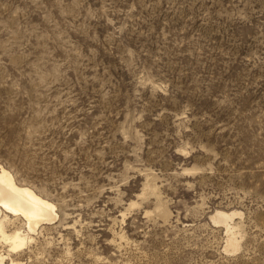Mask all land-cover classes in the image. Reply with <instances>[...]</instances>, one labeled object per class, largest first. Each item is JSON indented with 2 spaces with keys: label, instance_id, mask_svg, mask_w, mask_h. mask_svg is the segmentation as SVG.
I'll return each mask as SVG.
<instances>
[{
  "label": "rangeland",
  "instance_id": "rangeland-1",
  "mask_svg": "<svg viewBox=\"0 0 264 264\" xmlns=\"http://www.w3.org/2000/svg\"><path fill=\"white\" fill-rule=\"evenodd\" d=\"M0 166L16 262L264 264V0H0Z\"/></svg>",
  "mask_w": 264,
  "mask_h": 264
},
{
  "label": "bare ground",
  "instance_id": "bare-ground-1",
  "mask_svg": "<svg viewBox=\"0 0 264 264\" xmlns=\"http://www.w3.org/2000/svg\"><path fill=\"white\" fill-rule=\"evenodd\" d=\"M0 208V236L10 247L7 254H0V264L7 258L10 259V262L5 264H22L16 262L11 257V253H17L23 249L32 237L22 232L20 228L7 233L6 227L12 221L9 215L15 216V219L25 218L29 231L33 232L41 223L54 220L57 217L56 206L31 187L18 184L14 175L8 169L0 166ZM231 217V215L217 210L214 214V221L226 225L229 231L227 246L237 249L238 242L231 232L229 224Z\"/></svg>",
  "mask_w": 264,
  "mask_h": 264
}]
</instances>
